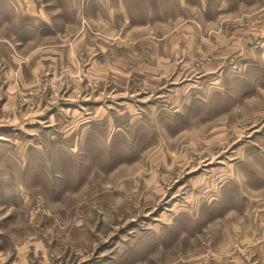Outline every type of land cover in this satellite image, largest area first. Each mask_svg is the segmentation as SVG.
<instances>
[{
  "label": "rangeland",
  "instance_id": "1",
  "mask_svg": "<svg viewBox=\"0 0 264 264\" xmlns=\"http://www.w3.org/2000/svg\"><path fill=\"white\" fill-rule=\"evenodd\" d=\"M0 264H264V0H0Z\"/></svg>",
  "mask_w": 264,
  "mask_h": 264
}]
</instances>
